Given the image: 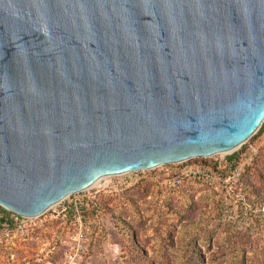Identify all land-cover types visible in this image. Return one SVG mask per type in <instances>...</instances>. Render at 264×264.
Returning a JSON list of instances; mask_svg holds the SVG:
<instances>
[{"label": "water", "instance_id": "1", "mask_svg": "<svg viewBox=\"0 0 264 264\" xmlns=\"http://www.w3.org/2000/svg\"><path fill=\"white\" fill-rule=\"evenodd\" d=\"M264 123V0H0V205L236 150Z\"/></svg>", "mask_w": 264, "mask_h": 264}, {"label": "rangeland", "instance_id": "2", "mask_svg": "<svg viewBox=\"0 0 264 264\" xmlns=\"http://www.w3.org/2000/svg\"><path fill=\"white\" fill-rule=\"evenodd\" d=\"M260 129L226 154L101 178L50 208L24 236L3 239L0 264H62L77 250V264H264ZM196 166L219 180L188 176Z\"/></svg>", "mask_w": 264, "mask_h": 264}, {"label": "built area", "instance_id": "3", "mask_svg": "<svg viewBox=\"0 0 264 264\" xmlns=\"http://www.w3.org/2000/svg\"><path fill=\"white\" fill-rule=\"evenodd\" d=\"M250 148H253L250 145ZM181 164V163H180ZM187 175H192L194 179H203L207 183H213L217 180H219V176L215 174L210 167L205 166H196V167H189L187 171H185ZM184 174V172L181 173V175ZM181 176L178 175L176 178L170 182L172 186H179L181 184ZM76 206V205H74ZM63 211L67 212L73 208V206L69 204L62 205ZM76 210L77 207H74ZM50 210V209H49ZM49 210H47L42 215L35 217V218H29L24 217L19 214H16L3 206L0 205V243H2L3 239L10 238L15 235L17 236H24L33 226L37 224V221L44 216ZM74 221H76L75 225H79V232L78 237L82 236L83 232V225H82V217L80 214H76ZM78 239V238H77ZM78 251L76 252H69L66 253L64 262L62 264H77L78 261Z\"/></svg>", "mask_w": 264, "mask_h": 264}, {"label": "trees", "instance_id": "4", "mask_svg": "<svg viewBox=\"0 0 264 264\" xmlns=\"http://www.w3.org/2000/svg\"><path fill=\"white\" fill-rule=\"evenodd\" d=\"M264 133V124L263 126L261 127L260 131H259V134H263ZM234 160V158H232ZM113 219L116 220V218L112 215ZM115 225L117 226V222H115ZM135 246L136 248L138 249V246H137V243L135 242Z\"/></svg>", "mask_w": 264, "mask_h": 264}, {"label": "bare ground", "instance_id": "5", "mask_svg": "<svg viewBox=\"0 0 264 264\" xmlns=\"http://www.w3.org/2000/svg\"><path fill=\"white\" fill-rule=\"evenodd\" d=\"M232 151H234V150H232ZM232 151H231V152H232ZM100 180H101V179H99L98 181H100ZM98 181H96V183H94L92 186H94L95 184H97ZM92 186H91V187H92Z\"/></svg>", "mask_w": 264, "mask_h": 264}]
</instances>
